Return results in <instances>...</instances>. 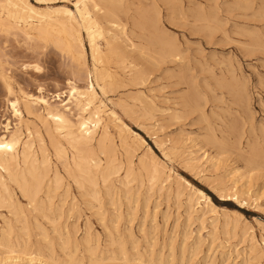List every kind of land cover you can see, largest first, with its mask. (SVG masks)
Instances as JSON below:
<instances>
[{"label":"rangeland","instance_id":"obj_1","mask_svg":"<svg viewBox=\"0 0 264 264\" xmlns=\"http://www.w3.org/2000/svg\"><path fill=\"white\" fill-rule=\"evenodd\" d=\"M29 1L44 11L67 6L77 15L74 0ZM113 1L125 35L112 39L105 33L99 40L105 63L115 73L104 94L95 82L79 20L87 67L104 108L129 127L123 132L122 123L107 119L115 161L95 144L92 157L100 168L91 182L80 181L70 170L73 150L46 119L47 111L29 113L22 102L25 91L38 96L43 87L53 105L67 103L66 94H58L66 90L73 65L83 62L64 57L56 42L65 36L56 28L42 38L36 22L20 23L33 41L0 29V134L8 120L17 122L7 103L9 84L21 100L23 137L27 140L30 131L38 158L43 149L50 163L49 186L39 194L36 209L5 175L15 209L0 198V264L9 255L20 257L12 264H264V165L259 158L247 163L231 147L238 120L245 134L241 148L247 150L249 141L258 153L264 151V0ZM153 9L160 14L161 34L147 30L144 16ZM7 14L0 6V15ZM35 62L41 71L23 67ZM208 135L229 149L205 141ZM54 143L65 149L64 155L57 154ZM188 184L210 196L219 216L189 203L193 189ZM235 192L240 203L229 196Z\"/></svg>","mask_w":264,"mask_h":264},{"label":"bare ground","instance_id":"obj_2","mask_svg":"<svg viewBox=\"0 0 264 264\" xmlns=\"http://www.w3.org/2000/svg\"><path fill=\"white\" fill-rule=\"evenodd\" d=\"M40 1L47 2L46 0H40ZM174 2H175V0H174ZM240 3H242V2H240ZM248 3L249 2H247V4ZM175 4L177 5V3H175ZM117 5L114 4L113 0H74V7H75L76 12H77V15H76L75 12L67 6H64L61 10L44 11L41 8L37 7V5L36 6L33 5L29 0H0V6L3 9H6L8 11L7 16L0 15V29L5 31L7 35H11V36L21 35V36L25 37L27 40L33 41L34 37L31 36L20 25V23H22L26 20H29L32 22L34 21L37 23L34 26V29L37 31L39 36L42 38L50 35V28L51 27L56 28L60 32L64 33V36H65L63 39L61 38L59 41L56 42L58 45L63 47L64 57H66V59H68L71 63H73L76 60H81L83 62L81 64L77 63V66L73 65L71 75L67 79V82H66V90L62 91L58 94L59 97L61 95L66 94V96L68 97L67 103H65L63 105H59V106L53 105L54 103L52 104L50 102V100L47 98V95L44 94L43 87L39 88V95L38 96H36L30 92L25 91L24 92V98L22 99L23 105H24L25 109L27 110V112H29V113H31V110L33 108H36V109L38 108V110H39L43 107L47 111L46 119L54 124L57 131L61 132V134H64V137L66 138L68 144L70 145L71 149L73 150V155H72L73 167L70 168V170H72L75 177L77 179H79L80 181L91 182L96 175V171H98V169L100 168L97 161H95L92 157L93 156V153H92L93 150L92 149L94 148L95 144H97L98 147L103 150V152H104V149H106L108 153L112 154L113 160L112 159L111 160L115 161V154H114L115 144H114L113 138L111 137L112 135H111L110 125H109V122L107 121V119L108 120L112 119L113 121H115L117 123H122V125H119V127L121 126V131H123V132H127L129 129V127L126 124H124L125 122L124 123L121 122V120L119 119V117L117 116V114L115 112H113L111 110L108 111L104 108V102H103V100L100 99V95H99V93L95 87L91 72L89 71V69L87 67V60H86L87 53H86L85 44H84V37H83L81 27H80V23H79V20H80L82 22L87 40L89 42V47H90L92 62H93V73L95 76V82L97 84L98 89L104 94L106 85L108 83H111L113 80H115V73L110 71V68L105 63L104 57L102 55V51L100 49V45H99L100 41L99 40L103 38L105 33H108V35L111 34L112 39H119L118 36L120 34L125 35L124 25L121 24V22H120L121 20L119 18L120 8H118ZM249 6H252V5H248V7ZM47 8H49V7H47ZM177 8H179V7H177ZM243 8L245 9V7H243ZM121 9H123V8L121 7ZM167 10H169V9L167 8ZM146 15L147 14H145L144 18L146 19V24L148 27L147 30L151 34H161V32H162L161 22L162 21L160 20L161 18H160L159 12L156 9H153V11L151 12L150 15H147V16ZM77 16L79 17V19L77 18ZM181 17H183V16H181ZM103 23L106 25V27L102 25ZM219 26H221V25H219ZM251 36L252 35H250V37ZM149 37H151V36L149 35ZM21 39H23V38L21 37ZM257 40H255L256 43H257ZM260 40H262V39L260 38ZM130 42H131V40H130ZM159 42L161 43L162 40H159ZM168 42H169V40H168ZM135 43H137V42H135ZM174 48H175V46H174ZM144 50H145L144 54H147L148 56H150L149 55V49L145 48ZM1 55L2 54L0 51V56ZM66 59L64 58V60H66ZM64 60H63V63H64ZM23 67L41 69L40 64L37 62H35L34 64H24ZM135 71H137V70H135ZM234 72H235V70H234ZM133 74H134V71H133ZM233 75H235V74L233 73ZM233 75H232V78H233ZM237 76H235V77H237ZM238 79H239V77H238ZM80 82H83V84H80ZM243 83H245V82H243ZM7 88H8L9 95H10L7 99V103H8L9 109H10L11 114H12L11 116L17 122L14 125H12V122L10 120H8L4 126L5 131L2 134H0V198L7 201L9 206L10 207L13 206V208L15 209V207H14L15 202H12L11 192L9 191L8 185L4 179L5 175H6L7 178L11 182H14L18 186V188L21 190L23 195L28 199V202H29L28 204H30L33 209H36L38 206L39 194L41 193L42 189L46 185L49 186V183L46 180H47V176H48V172H49V168H50V163H49L48 156L45 154V151L43 149H41V157L38 158L36 152L33 149L34 144L30 139L32 137V133L30 131H29V136H28L27 140H25V138L23 137V133L20 129V122H21L22 117H23V111H22L21 105H20L21 100L14 94V92H13V90L9 84H7ZM230 94H232V93L230 92ZM187 100H188L187 102L189 104H191L193 107H195L193 105L194 102L192 101L191 97L190 98L188 97ZM246 103H247V101H246ZM55 104H57V103H55ZM238 106L240 107V105H238ZM122 107H124V106H122ZM41 116L42 115L39 114L38 118L40 119ZM242 117H240V115H239L238 118H242ZM48 131H50V129ZM98 131H101V136L99 138H98ZM49 134H50V132L48 133V135ZM243 134L244 133L242 132V129L240 127V121H238V120L235 121V123L233 125V134H231L234 136L233 137L234 141L231 143V147L234 148L233 150H235L237 155H239L241 158H243L247 163L251 164V163L255 162L256 158H259L262 160V164L264 165V151L258 153V151L255 150V148L250 144L249 141L247 142V147H248L247 150L244 151L241 148V138H242ZM130 135H132L131 137H133V138H136V136H137V134L133 135L131 133H130ZM205 141L210 142L212 144L217 143L220 146H227V144H225L223 142H218L215 139V137L214 138L209 137V135ZM107 142L109 144H107ZM121 143L123 146H126L128 148L130 146L129 143H127L126 139L123 137L121 138ZM205 145H206V143H205ZM106 146L108 148H106ZM54 147H55L56 152L59 156H62L65 154V149L62 146H59V145H57V143H54ZM228 147H230V146H227V149H229ZM221 149H220V152H221ZM147 151L149 154H151L152 160L155 161V164L160 165L161 163L155 159V157L152 153V150L150 148H148ZM128 154H129V152H128ZM127 157H128V155H127ZM261 160L259 162H261ZM257 162H258V160H257ZM256 164H255V166H256ZM259 165L260 164L258 163V166ZM253 169L254 168H251L252 171H253ZM3 172L5 174H3ZM171 172L172 171L169 170V177H171ZM237 172H239V171L237 170ZM152 173H153L152 179H154L155 174L157 173V169H154L152 171ZM248 173H250V172H248ZM244 175H246V174H244ZM188 186H190V185L188 184ZM190 187H191V190L193 189V193L190 194L188 197L189 203H193L194 206L201 207V209L204 207L207 209L210 208V212L213 213V215L219 216V213L216 211V208L213 206V203H212L210 196H208L203 190L196 189L193 186H190ZM14 194H15V192H14ZM195 195H197V197H194ZM177 196H179V195H177ZM229 196H231V198L235 199L237 202H239V203L241 202L239 195H237L236 192L233 194H230ZM60 209H62V208H60ZM63 210H64V208H63ZM18 211L20 214L23 213V210L21 208H18ZM24 213H25V211H24ZM235 215L242 216V214H240L239 212L235 213ZM45 217H46V215H45ZM62 224H63V222H62ZM65 224H66V221H65ZM71 227H73V226H71ZM37 228H39V227H37ZM89 243H88V245H89ZM90 248H91V246H90ZM92 248H94V247H92ZM65 249H66V246H65ZM91 253H93V252H90V254ZM8 254H10V253H8ZM11 254H12V252H11ZM18 259H20L19 256L9 255L4 260V264H12L11 261L14 262L16 260V262H17ZM34 259H36V258L35 257L29 258V262L32 263L34 261ZM37 260H38V258H37ZM44 264H45V262H44Z\"/></svg>","mask_w":264,"mask_h":264},{"label":"snow or ice","instance_id":"obj_3","mask_svg":"<svg viewBox=\"0 0 264 264\" xmlns=\"http://www.w3.org/2000/svg\"><path fill=\"white\" fill-rule=\"evenodd\" d=\"M36 71H41V69L37 68Z\"/></svg>","mask_w":264,"mask_h":264}]
</instances>
